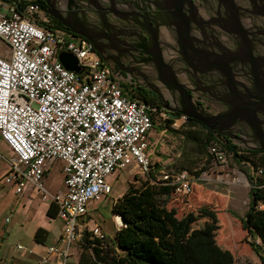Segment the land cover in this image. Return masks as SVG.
Segmentation results:
<instances>
[{
	"label": "built area",
	"instance_id": "2783aa9c",
	"mask_svg": "<svg viewBox=\"0 0 264 264\" xmlns=\"http://www.w3.org/2000/svg\"><path fill=\"white\" fill-rule=\"evenodd\" d=\"M0 43L10 52V58L0 56V136L15 154L0 187L13 186L20 195L29 187L37 189L58 207L65 225V248L50 247L38 264H47L52 257L67 264L73 245L83 238L78 220L91 202L111 193L108 178L133 163L184 197L197 182L241 186L248 177L263 174L249 162H238L235 152L215 141L208 146V169L199 175L157 171L149 135L155 116H170L132 97L90 41L50 24L29 0L0 11ZM63 53L77 58L82 73L65 67L60 61ZM180 121L186 123L188 118L182 115L174 124ZM59 162L65 188L52 194L45 178ZM89 231L93 238L106 240L99 226Z\"/></svg>",
	"mask_w": 264,
	"mask_h": 264
},
{
	"label": "flooded vegetation",
	"instance_id": "af4514ba",
	"mask_svg": "<svg viewBox=\"0 0 264 264\" xmlns=\"http://www.w3.org/2000/svg\"><path fill=\"white\" fill-rule=\"evenodd\" d=\"M29 2L50 24L69 32L66 23L89 24L99 56L122 88L130 94H146L152 103L137 99L159 112L180 114L181 91L210 115L222 110L221 103L232 101L235 91L264 99L259 92L264 82V11L253 0ZM209 131L243 149L236 132L226 136Z\"/></svg>",
	"mask_w": 264,
	"mask_h": 264
},
{
	"label": "trees",
	"instance_id": "16d2710c",
	"mask_svg": "<svg viewBox=\"0 0 264 264\" xmlns=\"http://www.w3.org/2000/svg\"><path fill=\"white\" fill-rule=\"evenodd\" d=\"M131 96L152 103L146 94L135 92ZM181 117V114H172L160 130L177 133L172 125ZM187 124L190 128L200 127L205 132L203 137H196L191 129L185 137L194 142L207 158L208 146L215 141L235 152L238 162H249L256 171L263 169L262 175L248 177L249 207L242 223L248 234V243L264 262V255L260 252V249L264 251V152L226 144L196 120L189 119ZM151 179L156 180L155 175H150L140 186L131 184L115 203L113 213L122 218L124 226L117 231L114 239L106 236L103 242L93 238L90 231H84L79 264H239L234 254L218 243L221 225L214 208L201 207L199 214L207 220L202 227H194L199 221L197 214L180 217L176 209L168 207V201L175 195L174 188L157 180L154 183ZM194 192L195 187L190 196ZM49 215H58L56 205L49 210ZM47 233L39 229L36 238L43 242ZM256 239L260 240L259 245Z\"/></svg>",
	"mask_w": 264,
	"mask_h": 264
},
{
	"label": "crops",
	"instance_id": "0c3cea01",
	"mask_svg": "<svg viewBox=\"0 0 264 264\" xmlns=\"http://www.w3.org/2000/svg\"><path fill=\"white\" fill-rule=\"evenodd\" d=\"M19 3L20 0H0V11L8 12L10 6L18 5ZM2 46L5 49L0 50V56L10 58V52L8 48L4 46V44L0 43V48H2ZM14 157L15 154L12 149L0 136V180H2L3 177H5L9 172V162ZM132 165L135 166V169L130 173V176L133 175L134 171L140 169L136 163H133ZM54 168L62 173V185L59 189H49L47 185V180ZM121 171H118L110 176L108 178V182L110 178L120 175L119 173H121ZM48 173L49 175L47 176ZM47 174L45 178V187L50 193L55 194L58 191L64 190L63 166L60 162L52 165ZM129 180L131 185V178ZM216 183L220 184L219 182ZM223 183L228 184L227 182ZM202 184L203 183L201 182H197L195 185L196 187H202L203 189H206L207 187H204ZM112 192L113 187L111 193L108 196H105L101 201L91 202L89 204L87 214L78 220L80 231L84 233L86 230L89 231L92 228L99 226L106 236L112 239L115 238L117 231L123 228L124 223L119 215H115L113 213V207L123 195H120L117 198H112ZM233 192L237 196L240 190L235 188ZM196 195L197 193L195 194L194 199H196ZM228 197L230 198V196ZM107 205H110V213L112 215L111 225L109 224L108 228L106 227L107 222L105 220L102 221L101 219H96L94 217L95 214L93 213L94 211H97L95 213H102L103 208H105ZM53 206H55V204L51 199L44 198L43 193L33 187H29L23 195L18 194L13 186L4 185L0 187V264H38L48 254V249L50 247L56 246L59 249L65 248V244L62 239L65 227L64 221L59 217V215L55 217L49 215V210ZM246 212L243 215L237 216L235 212L217 211L221 228L223 227L224 223L223 221L221 222L220 218L222 214H225V217H227L229 220V225H227L228 229H230L229 232L230 234H234L239 224L243 228L242 219L245 217ZM39 229H44L48 232L47 237L43 242H40L36 238V234ZM243 231H245L244 228ZM259 243L260 240L256 239V244L259 245ZM247 244L248 245H246V247L237 249V251H234L229 246L225 245L226 247H223L220 244L219 245L224 249L230 250L237 259L243 257L246 260H249L250 258L246 256L251 255L252 257L254 256V261H251V259L249 261L253 262V264L262 263L259 255L255 252L248 241ZM18 245H22L24 249L18 250ZM81 252L82 250H80L79 247L75 248L73 252L71 251V256L69 257L67 264H79ZM260 252L264 255L263 250L260 249ZM58 263L59 260L57 257H52L49 262H47V264Z\"/></svg>",
	"mask_w": 264,
	"mask_h": 264
},
{
	"label": "rangeland",
	"instance_id": "374dc122",
	"mask_svg": "<svg viewBox=\"0 0 264 264\" xmlns=\"http://www.w3.org/2000/svg\"><path fill=\"white\" fill-rule=\"evenodd\" d=\"M5 49L3 46L0 50ZM168 119L163 118L161 114L155 116V128L150 131L149 144H150V154L153 164L156 166L157 171L164 170L166 172H179L187 170L193 175L197 172H202V168L208 169L207 156L195 145L194 142L187 140L186 133L191 129L194 131L196 137H203L205 132L200 127L190 128L187 122L182 124L175 123L172 128L178 130L177 133L171 131H161L160 128L165 126ZM6 158V157H5ZM135 169L134 165L129 166L125 170L119 173L120 175L114 176L109 179V183L113 187V192L111 194L112 198H117L120 195H124L130 187L129 179L131 178L132 184L140 186L142 182L147 181L148 177L142 173L140 169L134 171L133 175L130 173ZM247 173L246 169H243ZM49 173L47 174V176ZM49 189H59L62 185V173L54 168L50 173L47 180ZM206 189L202 187H195V192L190 197H184L179 195H174L168 201L169 208H175L180 217L186 216L191 213H195L199 216V221L194 227H202L207 220L205 217L199 214L201 207L208 205L217 210L218 212H235V214L243 215L249 207L248 194L250 191V182L241 186H235L230 184H218L216 181L211 182H201ZM231 187V188H230ZM235 188L240 190L239 194H234ZM203 191V192H202ZM196 199H194L195 194ZM204 193V194H203ZM230 196V198L228 197ZM235 197V198H234ZM101 204V203H100ZM94 211V217L96 219H101L106 221V227L111 225L112 215L110 213V205L103 208L102 213ZM104 213V214H103ZM221 222L224 225L218 234V243L221 246H229L234 251L237 249H242L246 247L248 241L247 232L243 231V228L239 224L238 228L235 230L234 234H230V229H228L229 220L225 217V214L221 215ZM225 246V247H226ZM82 250V240L73 245L72 252L75 248ZM256 256V255H255ZM251 261H254V256L247 255ZM237 259V258H236ZM249 259V260H250ZM246 260L241 257L237 259L239 264H253V262ZM261 260V259H260ZM262 262V260H261ZM264 264V262L260 263Z\"/></svg>",
	"mask_w": 264,
	"mask_h": 264
},
{
	"label": "water",
	"instance_id": "95a60500",
	"mask_svg": "<svg viewBox=\"0 0 264 264\" xmlns=\"http://www.w3.org/2000/svg\"><path fill=\"white\" fill-rule=\"evenodd\" d=\"M257 6L264 11V0H253ZM54 17L60 18L57 14ZM264 15V14H263ZM78 22V27L66 23L72 33L78 34L88 39L95 45L96 51L100 52L95 44V40L89 32L92 27L85 21ZM244 38L246 35L244 34ZM60 61L70 71L78 74L82 73L77 58L69 53L60 55ZM114 75V74H113ZM114 77L118 79L115 75ZM119 80V79H118ZM163 81L167 83L166 78ZM264 83V82H263ZM260 83L259 92L264 94V84ZM169 84V82H168ZM170 85V84H169ZM232 92V101H226L219 106L222 110H217V115H210L206 111L193 104L185 92H180L184 97V107L178 110L188 119H194L204 124L212 132H217L226 136H231V132H236V138L240 141L244 150L263 151L264 152V99L256 96L255 93Z\"/></svg>",
	"mask_w": 264,
	"mask_h": 264
},
{
	"label": "bare ground",
	"instance_id": "6f19581e",
	"mask_svg": "<svg viewBox=\"0 0 264 264\" xmlns=\"http://www.w3.org/2000/svg\"><path fill=\"white\" fill-rule=\"evenodd\" d=\"M120 218V217H119ZM120 220V219H119ZM121 222V221H120Z\"/></svg>",
	"mask_w": 264,
	"mask_h": 264
}]
</instances>
